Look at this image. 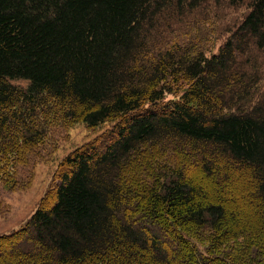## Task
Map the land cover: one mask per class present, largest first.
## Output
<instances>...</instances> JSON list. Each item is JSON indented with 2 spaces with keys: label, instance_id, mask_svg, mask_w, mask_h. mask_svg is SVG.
<instances>
[{
  "label": "trees",
  "instance_id": "16d2710c",
  "mask_svg": "<svg viewBox=\"0 0 264 264\" xmlns=\"http://www.w3.org/2000/svg\"><path fill=\"white\" fill-rule=\"evenodd\" d=\"M78 122L107 129L0 236V264H174L162 231L178 264H264V0H0V154ZM234 180L251 214L213 194Z\"/></svg>",
  "mask_w": 264,
  "mask_h": 264
},
{
  "label": "rangeland",
  "instance_id": "374dc122",
  "mask_svg": "<svg viewBox=\"0 0 264 264\" xmlns=\"http://www.w3.org/2000/svg\"><path fill=\"white\" fill-rule=\"evenodd\" d=\"M222 11L223 14L220 15V20L217 19L213 26L206 27L208 30L197 40V42L204 43L206 39H209L206 44V54L208 53L209 56L219 53L223 44V42L215 44L213 41L214 35H211L215 34L214 32H217L219 28H223L227 23L226 18L231 11L223 5ZM190 38L195 40L192 36ZM11 81L23 86L29 83L27 79H12ZM171 98L175 97L173 95L167 97V99ZM106 126L92 129L83 122L72 125H53L49 129L46 139L24 150L20 159H13L0 154V236L10 234L26 225L42 201L49 195H53L55 188L60 182L58 169L66 156L78 147L80 148L93 141L98 136V138H101V134L106 132ZM5 139L3 140L4 143L11 141L9 135ZM107 144L108 139L98 142L97 145L102 148ZM222 162L224 163V160ZM239 182V180H234L232 186L227 188H216L213 185L212 192L216 196L222 193L227 197L226 199L235 198L241 200L246 205L251 202V199L248 198L250 195L239 191ZM208 192H211V188ZM130 202L132 204L138 202L141 206H145L147 199L133 195L130 198ZM248 207L245 208L250 211L251 207ZM140 211H136L135 215H139ZM249 211L248 213L251 214L252 210ZM146 224H149V222H146ZM162 232L164 233L162 240L167 247L168 254L174 260V264H178L181 260V254L185 253L183 245L177 241L173 232ZM192 241L203 251L208 247V242L201 237L192 239ZM184 262V264H191L188 260Z\"/></svg>",
  "mask_w": 264,
  "mask_h": 264
}]
</instances>
